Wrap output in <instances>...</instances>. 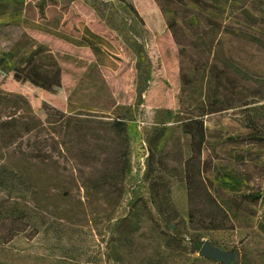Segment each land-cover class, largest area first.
<instances>
[{"label": "rangeland", "instance_id": "rangeland-1", "mask_svg": "<svg viewBox=\"0 0 264 264\" xmlns=\"http://www.w3.org/2000/svg\"><path fill=\"white\" fill-rule=\"evenodd\" d=\"M248 115L264 0H0V164L40 229L0 240V264H264V141L234 146Z\"/></svg>", "mask_w": 264, "mask_h": 264}, {"label": "trees", "instance_id": "trees-1", "mask_svg": "<svg viewBox=\"0 0 264 264\" xmlns=\"http://www.w3.org/2000/svg\"><path fill=\"white\" fill-rule=\"evenodd\" d=\"M46 2H43L41 5L39 4V10L44 12L46 8ZM97 31V30H95ZM99 32V31H98ZM87 46V45H85ZM89 46V45H88ZM43 47V46H42ZM41 48V47H39ZM94 53L96 54V50L94 47H91ZM34 55V53H33ZM145 89H141L137 96L139 97V104L142 103V95ZM246 121V132L241 137H236L235 148H239L242 146L255 145L259 142L264 141V121L253 119L250 115H248L245 119ZM112 127L114 130L121 136L126 143L128 148L129 144V136H128V126L125 119H114ZM129 154H126V158L128 159ZM130 170V166L126 165V172ZM109 176L103 175L101 180L98 182H93V186L95 188H104V186L111 183V179ZM5 190L8 193V197L13 200V202L0 205V240L4 243L12 242L18 235L27 233L29 229H31L30 233L35 237L40 233L39 226L31 221V215L29 210L25 208L24 205L20 203V200L28 201L29 197L25 194L21 183H17L14 179L13 170L7 166L6 164H0V190ZM259 194L254 195L253 192H250L248 195H245L244 198L247 199V203L254 204L256 200L259 199ZM42 226V225H41ZM198 249L201 248V245H198Z\"/></svg>", "mask_w": 264, "mask_h": 264}, {"label": "water", "instance_id": "water-1", "mask_svg": "<svg viewBox=\"0 0 264 264\" xmlns=\"http://www.w3.org/2000/svg\"><path fill=\"white\" fill-rule=\"evenodd\" d=\"M201 255L208 257L219 256V251L206 243L201 250Z\"/></svg>", "mask_w": 264, "mask_h": 264}, {"label": "crops", "instance_id": "crops-1", "mask_svg": "<svg viewBox=\"0 0 264 264\" xmlns=\"http://www.w3.org/2000/svg\"><path fill=\"white\" fill-rule=\"evenodd\" d=\"M40 35H41V34H40ZM38 39L41 40L40 38H38ZM41 41H42V40H41ZM57 41H58V40H54V42H57ZM54 45H55V44H54ZM80 49H81L82 53H84V56H86L87 58L90 57V55L93 54V50H92L91 48H89V47L82 46V47H80ZM70 71H71V72H69L68 75H70L73 71H75L73 66H72V68H71Z\"/></svg>", "mask_w": 264, "mask_h": 264}]
</instances>
